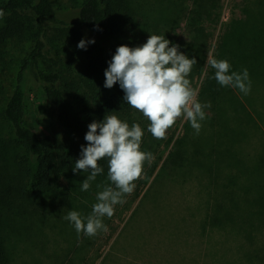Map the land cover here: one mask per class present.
I'll use <instances>...</instances> for the list:
<instances>
[{"label":"rangeland","instance_id":"obj_1","mask_svg":"<svg viewBox=\"0 0 264 264\" xmlns=\"http://www.w3.org/2000/svg\"><path fill=\"white\" fill-rule=\"evenodd\" d=\"M140 1V12L146 15H143L142 19H145L146 25L153 26V31L145 35L147 39L150 34L165 35L166 39L176 45L181 41L188 42L193 39L194 34L188 28L185 16H178L175 0H148L149 4L146 3L147 0ZM186 1L192 3V0ZM53 2L64 10L61 15L63 18L76 19V13L69 0ZM249 6L256 7V0H221L220 9L215 11L212 20L202 26L207 40L206 61L209 55L218 59L223 36L232 22L247 17L246 10ZM28 17L33 19L32 12L24 13L25 21ZM0 24H4L3 20H0ZM136 34L137 31L131 29L127 34L113 40L112 46L115 50L120 45L131 47V43L137 39ZM49 35L53 38L50 55L57 59L58 64L49 65L39 60L37 67L45 71L59 72L61 87L67 90L68 97L76 101L74 96L80 93L72 91L73 88L68 89V85H77L80 81L84 83L86 79V58L83 49L77 47L80 41L68 32L63 34L59 29L54 30L52 27L49 29ZM246 36L252 39L249 34ZM33 46V37L29 40L28 37L12 40L5 48L6 52L0 61V148L4 156L10 155L11 152L26 156L21 148L16 146L13 131L3 117V109L13 93L15 77L21 63L28 57ZM247 57H251L250 53L242 56ZM35 66L32 64L29 71L28 123L42 137L62 141L63 134L55 131L57 126L54 124V115L39 90ZM210 69L212 68L205 62L201 76L194 79L189 77L192 86L199 91L200 102L204 80ZM251 96L253 99H260L258 95ZM236 105L237 102L233 98L220 97L216 111L207 123L203 124L199 135L195 134L190 123L179 120L175 127L169 130L167 139L157 140L151 136L152 138L143 140L142 150L154 155L152 164L145 165L146 178L136 182L134 192L126 196V203L116 206L111 219L104 218V223L109 229L107 232H101L95 237L84 236L92 246L86 248L79 259H75L74 252L70 251L72 244H77V238L74 236L76 231L63 217L70 210L84 213V208L77 209V205L87 206L90 214L92 205L97 202L96 194L102 190L97 188V184L110 183L107 181V175L97 176L90 190L85 192L81 191V183L87 176H82V171L69 172L58 180L57 186L61 189L71 187L78 193L82 192V197L76 196L73 202L68 203L63 195L57 200L47 195L30 196L29 203L25 202L23 205L27 210L24 216L21 212L18 213L16 208L6 210V224L9 229L15 230L7 239L12 250L6 263L264 264V231H256V217L252 211L255 199L259 198L257 189L264 193V188H261L264 183L259 184L264 181V125L254 112L259 127H249L246 123L248 117L236 113ZM132 113L136 118L142 117V114L134 109ZM144 123L148 124L147 121ZM180 138L187 141L186 154L195 163L220 164L226 174H229L230 169L228 179L208 177L211 186L207 194L208 181L201 178L198 172L194 173L189 169L178 174L169 167L161 170ZM3 163L0 165L3 166ZM156 164L157 167L154 168ZM12 165L7 170L16 172L17 178H21V174L31 176L37 170V164L32 163L30 159ZM29 169L30 175L27 174ZM160 172L159 180L155 183ZM165 176L167 180L164 182ZM239 177H242L241 180ZM231 179H239L238 185L229 188ZM74 182L76 183L73 186ZM226 182L228 186L224 189Z\"/></svg>","mask_w":264,"mask_h":264},{"label":"trees","instance_id":"obj_2","mask_svg":"<svg viewBox=\"0 0 264 264\" xmlns=\"http://www.w3.org/2000/svg\"><path fill=\"white\" fill-rule=\"evenodd\" d=\"M175 1L177 2L175 7L179 11L178 16L179 14L185 16L188 28L194 34L192 40L181 41L177 44L182 53L197 60V64L193 66L189 76L194 79L202 75L206 62L207 40L204 37L205 29L202 26L212 20L215 11L220 9L221 0H192V3L186 0ZM69 2L72 3L73 11L76 13L75 20L63 18L61 15L64 10L56 6L53 0H0V9L5 12L4 24H0V61L4 57L5 48L10 41L22 40L26 37L28 40L33 37L34 40L33 49L22 61L15 77L13 93L3 109V117L13 131L16 146H19L26 156H22L18 152H11L10 155L4 156L0 148V164L4 162L3 166L0 165V264H7L6 261L12 250L7 239L15 231L9 229L6 224V214L8 213L6 210L16 208V211L21 212V215L24 216L27 210H25L26 207L23 208V205L25 202L29 203L30 196L44 197L47 195L53 200H57L59 196L63 195L68 203L73 202V198L76 196H83L82 192L78 193L71 187L59 188L57 182L64 174L72 172L75 161L80 158L81 146H87L88 142L84 137L90 123L102 121L105 115H117L121 120L127 121L130 126L133 123L142 125L143 140L152 136L147 131L149 121L143 116L135 117L132 108L123 99L124 92L119 83L111 89L104 87V72L116 51L112 46V41L127 34L131 29H135L137 39L131 43V47H136L146 43L145 35L153 31L151 30L153 26L146 25L145 19H142L146 15L143 14V17L140 12L141 1L69 0ZM146 3L149 4L148 0ZM27 12H32L33 19L28 17L29 19L24 20V13ZM246 12L247 17L232 22L223 36L218 50V59L228 60L233 71L241 72L247 68L250 79H253L251 93L244 96L238 90L221 87L213 78L215 70L210 69L206 74L200 99L202 103H211V108L205 109L208 118L203 124L207 123L216 111L219 98L223 97V99L233 98L237 102L235 111L248 117L246 123L249 127L250 125L254 128L259 127L254 112L264 125V0H256V7L250 8L249 6ZM51 27L54 30L59 29V32L63 34L68 32L79 41L81 39L95 40L94 44H89L86 50L83 49L86 58L84 83L80 81L77 85L74 83L68 85V89L73 88L72 91L80 93L74 96L77 102L68 97L67 90L61 87L62 79L59 72L45 71L37 67L39 60H43L49 65L58 64L57 59L50 55L53 47V38L49 35ZM248 34L252 39H248L249 37L246 36ZM248 53L251 57L242 58ZM32 64L36 65V79L41 95L54 115V124L57 126L55 131L63 134L62 141L42 137L28 123L27 97L30 86L29 71ZM251 94L260 96V99H253ZM144 121H147L148 124L146 125ZM252 139H254L253 135ZM256 142L259 141L256 140ZM186 143L187 141L183 138L176 142L174 151L167 156L161 170L169 167L170 170L180 174L182 171L190 169L194 173L198 172L200 177L206 178V180L211 176L228 179L231 174L230 169L229 174H226L220 164L195 163L186 154ZM195 154L198 153L195 152ZM27 159L37 164V170L33 175L24 176L21 174V178H17L16 172H8L7 168L13 166L12 163L16 164L21 160L27 161ZM210 159L213 158L210 157ZM99 163L104 168V172L98 177H106L108 163L106 160H101ZM156 167L157 164L154 168ZM161 172L157 175L155 183L159 180ZM30 173L29 169L27 174L30 175ZM81 175L88 176L89 173L82 172ZM241 178L239 177L240 180ZM163 179L165 182L167 176ZM239 179H231L229 188L238 185ZM207 181L208 194L211 184L209 180ZM263 183L264 181H261L259 184ZM227 186L226 182L224 189ZM246 189L249 191L248 187ZM256 192L259 193V198L255 199L252 211L256 217V231L260 232L264 231V193L258 189ZM78 200L83 202L81 199ZM76 207L77 209L84 208L86 215L81 213L82 216H87L90 212L85 205ZM74 236L77 238V244L74 242L73 250L70 248V251L74 252L75 259H79L86 248H90L92 245L88 243V238H84L82 234L78 237L77 233H74Z\"/></svg>","mask_w":264,"mask_h":264},{"label":"clouds","instance_id":"obj_3","mask_svg":"<svg viewBox=\"0 0 264 264\" xmlns=\"http://www.w3.org/2000/svg\"><path fill=\"white\" fill-rule=\"evenodd\" d=\"M5 12L0 9V20ZM99 30V29H97ZM95 40L81 39L77 47L87 49ZM171 44V46H170ZM207 65L214 69V79L221 87L238 90L244 96L251 93L252 82L247 68L233 71L226 59H216L209 55ZM195 58H189L172 44L165 35L150 34L146 43L130 47L120 45L106 68L104 87L111 89L119 83L124 92V101L149 121L147 131L154 139H167L170 129L177 121L190 123L195 134L199 135L203 122L208 118L205 109L210 102L199 101V91L192 86L189 76ZM144 129L139 123L131 126L117 115H105L100 122L88 125L84 139L87 146H81L80 158L75 161L74 173H89L81 183V191H89L92 182L103 174L101 160L108 163L107 181L96 194V203L87 216L70 210L63 217L74 229L78 237H95L107 232L104 218L111 219L117 205L126 203L137 181L146 178L145 165L154 161L151 152L142 150Z\"/></svg>","mask_w":264,"mask_h":264}]
</instances>
